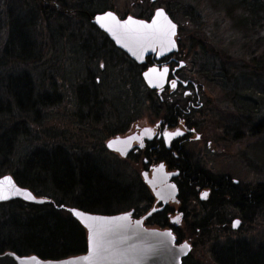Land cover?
Segmentation results:
<instances>
[{"label":"rangeland","instance_id":"obj_1","mask_svg":"<svg viewBox=\"0 0 264 264\" xmlns=\"http://www.w3.org/2000/svg\"><path fill=\"white\" fill-rule=\"evenodd\" d=\"M61 1V10L76 6L90 11L111 8L117 14L137 16L141 11L151 15L155 7L168 5L172 12L175 11L173 19L178 23L181 49L187 61L185 70L187 76L200 86L203 100L200 112L193 117L201 137L187 143V153L199 165L211 172L236 178L243 186L264 182V75L260 79L242 76L237 82L230 83L221 77L222 59L229 64L247 62L250 47L255 48L257 56L262 53V47L250 46L249 37L236 27L234 18L238 9L234 7L231 9L233 13H229L232 0ZM66 24L63 19L49 21L44 16L38 17L31 35L35 40L32 45L36 50L34 57L25 63L15 53L10 61L4 58L0 67L3 83L17 77H23L25 82L27 76L26 80L31 84L32 106L15 117L13 125L19 129L11 151L6 157L0 156L1 170L4 174L14 169L25 170L29 175L32 172L30 165L35 168L43 160L52 163L56 156H64L74 180L73 200L85 198L88 193L82 194L84 182L92 184L96 178L101 185L93 188L100 189L88 199L103 193L110 198L109 207L114 210L130 204L144 207L151 191L142 184V163L138 158H125L105 148L104 141L110 134L95 118L96 99L93 97H103L104 115H107L104 118L110 119L117 130L135 120L156 121L163 114L159 100L135 65L127 63L125 67H115L120 58L115 53L104 61L106 70L98 71L96 66L101 60L78 50L77 33L71 32ZM88 31L85 28L82 33ZM8 35V28H3L0 56L5 45L9 44ZM22 36L14 37L8 48L14 42L19 48ZM256 36L264 39V27ZM98 75H101L99 83L95 80ZM84 159L97 163L91 168L72 165L73 161ZM54 166L58 172L64 170ZM34 171L41 173L43 169ZM43 176L49 179L47 175ZM63 179L57 173V180ZM59 185L61 188L51 187L40 195L57 201L63 197L61 191L68 190V185ZM200 191L191 195L187 190L189 197L180 205L184 217L176 225L182 236L178 242L187 239L192 243L191 252L185 256L188 264H264V206L253 212L248 208L244 213L239 206L226 203L216 207L212 225L201 220ZM75 201L69 205L74 206ZM13 204L0 203V215Z\"/></svg>","mask_w":264,"mask_h":264},{"label":"trees","instance_id":"obj_2","mask_svg":"<svg viewBox=\"0 0 264 264\" xmlns=\"http://www.w3.org/2000/svg\"><path fill=\"white\" fill-rule=\"evenodd\" d=\"M56 1L61 5V0ZM234 7L238 9V14L234 18L236 27L242 30L243 35L249 37L250 46L256 44L254 47H262V53L260 56H257L255 48L250 47L247 55L249 61L247 60V62L241 61L239 63L236 62L237 64H229L222 59L223 64L220 65V70L223 75L221 77L223 80L226 79L228 82L224 81L227 83L231 81L237 82L238 78L242 76L249 77L250 79H260L264 75V39L261 40L256 35L259 29L264 27V0H232L229 10L230 14L233 13L231 9ZM68 8L74 7H65L61 10L55 6V2L46 0H0V32H2L3 28H8L9 30V37H7L9 44L5 45L4 53L0 56V67L5 62L4 58L7 57L6 60L10 61L14 53L21 58L22 63L34 57L36 50L32 48V45H34L35 40L31 38V35L34 30V22L38 17L44 16L49 21L63 19L67 22L66 27H69L71 32L77 34H79L78 32L82 33V30L85 28L88 29L90 21L88 15L84 12L87 10L76 6V13H70L67 10ZM165 10L174 18L175 11L172 12L168 5L165 7ZM137 16L149 17V15L142 13V11ZM76 20L77 23L75 24L74 21ZM79 20L81 22H78ZM17 35H23L22 44L18 48V45H15L14 42V45L8 48V45H11L13 38ZM251 36L252 41L250 40ZM22 79L24 78L17 77L14 81L3 83V79L0 77V156L3 157H6V154L11 151L12 144L16 140L15 135L19 128L18 126H14L15 117L17 118L20 114L27 112L29 107L32 106L31 84L26 80L28 79L27 76L25 82ZM8 122L10 124H7ZM255 133L253 132V134ZM61 157L56 156L57 162L54 160L52 163L43 160L35 168L30 165L32 172L29 175L25 170L20 171L16 169L10 173L18 183L28 187L37 195H40L41 192L49 191L51 187L59 189L56 188L60 187L59 183L62 187L68 185V190L61 191V196L63 197L56 199L57 203L69 205L73 204L72 201L76 200L74 205L84 211L106 210L99 208L100 206L97 205L99 201L97 200L100 199L107 202L110 200L107 195L102 193V195L92 200L88 199L89 196H92L95 191L100 189H94L95 186L99 187L101 185L96 178L92 184L87 180V182H84L85 190L82 194L88 193L86 196L84 195L85 198L73 200L72 188L74 180L71 176V169L68 167L67 158ZM73 164L75 166L79 165L80 161H73ZM54 165H58L59 168L64 170H59L58 172V170H55L56 168H53L55 167ZM34 169H43L44 173L35 172ZM77 170L79 173L81 172L80 169ZM57 173L61 175V179H64L58 181ZM2 174L4 172L0 166V175ZM81 174L83 173L81 172ZM43 175H47L49 179L44 178ZM205 175L207 178H212L213 185L210 186V189L213 197L212 200H204V202L200 203L201 211L203 212L202 221L207 220L213 225L212 221L215 217L216 207H220L226 203L239 206L243 209L242 212L244 213L247 212L248 208L253 212L254 209L264 206L263 181H259L251 186H243L240 183H236L233 187H228L227 185L221 186V178L214 177L215 175L212 173L206 172ZM82 178L85 180L84 176ZM203 182L204 179H196L193 183H197V185H202L203 187ZM76 183L80 182L77 181ZM195 191L193 189L189 193L193 195L196 193ZM7 203L14 204L11 205L6 213L0 215V253L5 250H14L20 255L36 253L42 258H55L77 254V252L85 250L87 245L86 231H84V227L80 221L70 211L58 208L48 202L36 203L27 202L22 199H9ZM174 227L177 238L181 240L182 236L179 233L178 227Z\"/></svg>","mask_w":264,"mask_h":264},{"label":"flooded vegetation","instance_id":"obj_3","mask_svg":"<svg viewBox=\"0 0 264 264\" xmlns=\"http://www.w3.org/2000/svg\"><path fill=\"white\" fill-rule=\"evenodd\" d=\"M55 6L58 8L60 7L57 2H55ZM107 9L109 8L100 9L93 13L89 10H82L89 17L90 23H88L89 25L87 28L90 31H88V33H79L76 35V37H78L76 40L78 50L81 52L84 51L88 56H94V59L97 58L101 60L99 65L96 66L98 71L104 72L106 70L104 68V61L109 59L108 57L111 56V53H115L116 56L120 57L115 67L121 66L122 68L125 67L127 63L133 64L138 68L141 77L144 70L149 66L157 65L160 69L168 66V68L166 82L162 86V90L150 88L159 100V109L163 111V114L157 117L154 122L135 120L130 123L127 122L123 128L117 130V127L113 126L110 119L107 118L108 120H106V118H104L107 115H104L105 101L103 97L99 98L97 95L95 96L96 98L93 97L96 99V104L94 106V111L96 112H94L95 118L101 123L100 126L104 125V128L107 129L110 134L104 141L106 145L105 148L113 154H118L125 158H138L142 163V184L147 186L151 192L147 198V205L144 207L130 204L126 208L114 210L112 207H109L112 203L111 200L107 202L97 200L99 201L97 205L106 210H91V212L114 215L131 210L129 217L132 219V222H134L136 219H139L152 210V208H156L144 219L143 224L148 228H171L176 236L174 226L178 225L179 220H182L184 217L183 210L180 211V208H182L180 205L189 197L187 190L189 192L193 189L196 190L195 192L201 190L199 195L200 203L204 202V200H212L213 193L211 192L210 186L213 185V181L211 180L212 178L206 177V172L212 173L216 178H221V186L227 185L228 187H233L236 183H239V181L236 178H231L227 174L223 175L211 172L207 167L201 166L199 163L193 161L186 151L187 143L190 142L191 139H199L201 137L198 129H196V121L193 117L197 111L200 112L203 106V100H201L200 97V86L191 76H187L185 70L187 61L181 49L183 45L180 44L178 30L176 32L178 48L175 51L166 53L161 57H157L154 52V54L145 55L144 61L137 62L134 58L132 59L129 57L122 47L120 48L117 46L114 40L109 37L105 31L91 21L92 14ZM67 10H69L70 13H76L77 8H68ZM152 14L144 18L149 19ZM126 15L128 14H118L119 18H123ZM95 80L97 83L101 82V75L96 76ZM103 118L105 121L102 120ZM95 163L97 162L91 161V159H84L76 166L79 168H91L96 165ZM145 176L148 179L152 178L153 181H156L159 187L160 185L168 186L171 185V183L176 184L178 189L177 199L170 200L163 204L162 200L159 201L153 194L150 185L145 181ZM196 179H204L203 183L205 186L203 185L202 187V185L193 183ZM205 194L207 195L205 196ZM47 202L58 208L69 211L67 209L69 205L57 203L52 198H49ZM172 205L178 206L179 209ZM69 207L77 206L74 205ZM95 245L98 246V244ZM87 246L88 242L83 251L87 250ZM183 264H188L186 258H184Z\"/></svg>","mask_w":264,"mask_h":264},{"label":"water","instance_id":"obj_4","mask_svg":"<svg viewBox=\"0 0 264 264\" xmlns=\"http://www.w3.org/2000/svg\"><path fill=\"white\" fill-rule=\"evenodd\" d=\"M91 21L137 62L144 61L145 55L155 52L157 57H161L178 48V23L162 6L155 7L149 19L132 13L119 18L109 8L92 14ZM167 68L168 66L162 69L157 65L149 66L142 73V78L149 88L162 90ZM145 181L163 204L177 199L176 184L159 187L156 181L146 176ZM0 194L6 197L0 198V202L22 199L42 203L49 200V197L37 195L18 183L9 172L0 175ZM67 209L87 231L86 251L64 257L42 258L36 253L20 255L14 250H5L0 253V264H183L185 256L192 250V243L187 239L178 242L171 228H148L143 224L144 219L156 208L134 222L129 217L131 210L106 215L84 211L78 207L68 206Z\"/></svg>","mask_w":264,"mask_h":264},{"label":"snow or ice","instance_id":"obj_5","mask_svg":"<svg viewBox=\"0 0 264 264\" xmlns=\"http://www.w3.org/2000/svg\"><path fill=\"white\" fill-rule=\"evenodd\" d=\"M109 16H111V14H108ZM101 19H103V18H101ZM113 19H114V17H113ZM173 28L175 27V25H173L172 26ZM207 194H205V196H206ZM0 198H6V197H3L2 196V194H0ZM30 198V197H29ZM85 260H88L89 258H84Z\"/></svg>","mask_w":264,"mask_h":264}]
</instances>
